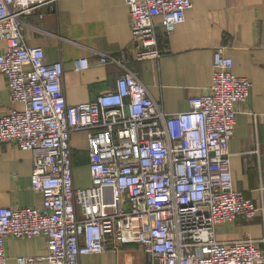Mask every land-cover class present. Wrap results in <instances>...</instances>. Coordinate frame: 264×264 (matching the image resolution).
Here are the masks:
<instances>
[{
  "label": "built area",
  "instance_id": "built-area-1",
  "mask_svg": "<svg viewBox=\"0 0 264 264\" xmlns=\"http://www.w3.org/2000/svg\"><path fill=\"white\" fill-rule=\"evenodd\" d=\"M54 0H0V71L10 100L0 115V143L32 152L30 184L40 206L0 207V264H8V237H46L47 253L19 255L15 264H79L82 255L139 245L143 264H264V245L252 237L218 239L216 226L264 211L233 187L228 142L237 103L251 80L233 73L218 47L208 91L185 111L165 112L121 59L98 62L122 71L116 88L93 100L69 103L61 82L64 66L27 45L23 15ZM132 46L143 57L161 55L164 36L182 23L193 0H125ZM160 16L159 21L156 17ZM75 69L91 64L74 59ZM87 132L89 184L73 176V131ZM264 243V236L260 239Z\"/></svg>",
  "mask_w": 264,
  "mask_h": 264
},
{
  "label": "crops",
  "instance_id": "crops-1",
  "mask_svg": "<svg viewBox=\"0 0 264 264\" xmlns=\"http://www.w3.org/2000/svg\"><path fill=\"white\" fill-rule=\"evenodd\" d=\"M185 19L165 36L157 27L161 55L141 56L132 46L125 0H54L23 15L27 45L44 49V59L59 60L69 103L93 100L116 88L122 68L100 63V54L119 58L134 72L165 112L185 111L189 100L208 91L213 57L218 47L233 61V73L251 80L249 96L237 103L234 132L228 142L233 187L264 207V0H193ZM160 16L156 17L159 21ZM0 40V52L5 49ZM86 56L91 64L77 71L74 59ZM20 102L10 100L8 83L0 71V115ZM73 176L78 186L89 184L87 132L73 131ZM32 152L13 142L0 143V207L40 206L41 194L30 184ZM86 172L87 180L81 179ZM217 237L239 240L264 236V211L252 219L239 218L216 226ZM8 264L19 255L47 253L46 237H8ZM111 253V252H110ZM108 251L82 255L79 264H102ZM107 264V263H106ZM117 264V263H116Z\"/></svg>",
  "mask_w": 264,
  "mask_h": 264
},
{
  "label": "rangeland",
  "instance_id": "rangeland-1",
  "mask_svg": "<svg viewBox=\"0 0 264 264\" xmlns=\"http://www.w3.org/2000/svg\"><path fill=\"white\" fill-rule=\"evenodd\" d=\"M81 179L84 182L87 180L85 171L81 174ZM108 253L102 264H143L145 260L143 250L135 244H123L116 253L110 250Z\"/></svg>",
  "mask_w": 264,
  "mask_h": 264
}]
</instances>
